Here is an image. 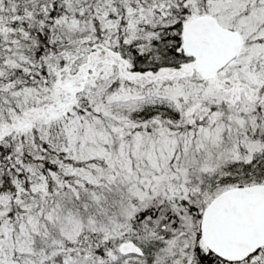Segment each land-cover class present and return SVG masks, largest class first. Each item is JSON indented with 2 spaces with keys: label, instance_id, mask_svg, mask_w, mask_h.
Here are the masks:
<instances>
[{
  "label": "snow or ice",
  "instance_id": "obj_1",
  "mask_svg": "<svg viewBox=\"0 0 264 264\" xmlns=\"http://www.w3.org/2000/svg\"><path fill=\"white\" fill-rule=\"evenodd\" d=\"M0 264H264V0H0Z\"/></svg>",
  "mask_w": 264,
  "mask_h": 264
}]
</instances>
